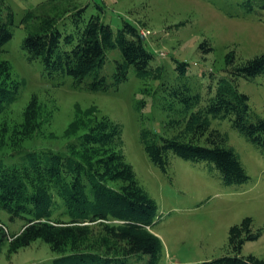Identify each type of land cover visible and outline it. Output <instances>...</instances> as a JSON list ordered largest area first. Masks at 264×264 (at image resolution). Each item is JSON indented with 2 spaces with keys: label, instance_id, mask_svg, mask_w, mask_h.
I'll list each match as a JSON object with an SVG mask.
<instances>
[{
  "label": "trees",
  "instance_id": "obj_1",
  "mask_svg": "<svg viewBox=\"0 0 264 264\" xmlns=\"http://www.w3.org/2000/svg\"><path fill=\"white\" fill-rule=\"evenodd\" d=\"M239 5L254 12L264 9V0H239ZM87 11V5L78 3L63 16H37L33 9L27 10L22 24L28 34L22 47L28 60H39L50 77L69 76L74 87L93 91L116 89L131 74L159 82L168 120L163 132L149 128L140 132L150 160L164 171L171 155L208 161L223 183L248 181L250 175L229 144L228 133L212 127V118H229L264 153V117L254 111L249 95L236 82L264 74V52L244 59L230 49L226 75L206 92L193 91L188 61L172 58L176 78L169 81L165 66L157 62L136 23L124 19L115 29L101 13ZM33 18L38 22L31 27ZM15 26L12 5L0 0V46L12 39ZM202 48L213 50L208 41ZM112 50L120 55L113 59L110 81L105 66ZM24 83L15 77L9 60H0V114L17 101ZM143 105L140 101L139 107ZM37 117L38 98L33 95L25 110L26 130L36 129ZM0 207L12 219H24L15 233L0 220V253L5 246L13 253L42 239L60 253L49 264H129L135 255H147L145 264H160L164 256L165 245L153 228L160 217L159 205L127 160L123 124L109 116L96 120L68 144L66 152L40 148L13 162L0 158ZM96 225L99 236L93 238ZM252 225L253 218L247 216L231 226L228 253L205 264H264V258L242 253L246 241L262 235Z\"/></svg>",
  "mask_w": 264,
  "mask_h": 264
},
{
  "label": "rangeland",
  "instance_id": "obj_2",
  "mask_svg": "<svg viewBox=\"0 0 264 264\" xmlns=\"http://www.w3.org/2000/svg\"><path fill=\"white\" fill-rule=\"evenodd\" d=\"M8 1L14 9L16 26L12 39L0 46V60H9L15 77L25 83L17 101L0 114V158L13 162L26 151L40 148L66 152L68 144L96 120L109 116L123 124L127 160L159 205L160 217L153 228L165 245L160 264H205L227 254L231 226L247 216L253 218V230H262V235L246 241L242 253L264 258V153L229 118H212V127L228 133L229 144L250 175L248 181L227 185L216 170L210 169L208 161L176 155H171L168 170L164 171L150 160L140 141L143 128L157 132L166 129L168 112L162 108L159 82L131 74L116 89L76 88L69 76L47 75L41 62L29 61L22 47L28 34L22 24L27 10L33 9L37 16H63L74 4L87 5L88 14L101 13L115 29L124 19L136 23L157 62L165 66L167 80L176 78L173 57L188 61V82L193 91L206 92L210 84H217L226 75L230 49L244 59L264 52V9L246 12L239 0ZM37 22L33 18L29 25L33 27ZM206 40L212 51L203 50ZM119 55V50H112L105 66L110 81L113 59ZM236 82L249 95L254 111L264 117V74L252 80L240 77ZM33 95L38 98V117L36 129L30 132L24 121ZM140 101L144 102L142 108ZM0 220L11 233L19 232L24 224L22 217L12 219L1 207ZM92 230V237L97 238L99 227ZM59 255L47 242L37 239L13 253L5 246L0 264H49ZM147 259V255H135L128 263L145 264Z\"/></svg>",
  "mask_w": 264,
  "mask_h": 264
},
{
  "label": "water",
  "instance_id": "obj_3",
  "mask_svg": "<svg viewBox=\"0 0 264 264\" xmlns=\"http://www.w3.org/2000/svg\"><path fill=\"white\" fill-rule=\"evenodd\" d=\"M143 35V34H142ZM143 37H144V35H143Z\"/></svg>",
  "mask_w": 264,
  "mask_h": 264
}]
</instances>
